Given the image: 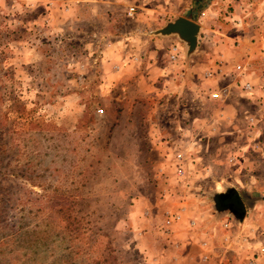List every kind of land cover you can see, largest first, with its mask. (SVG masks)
Segmentation results:
<instances>
[{"label": "rangeland", "instance_id": "obj_1", "mask_svg": "<svg viewBox=\"0 0 264 264\" xmlns=\"http://www.w3.org/2000/svg\"><path fill=\"white\" fill-rule=\"evenodd\" d=\"M51 3L0 0V264H155L135 236L143 230L159 250L163 224L177 213L164 218L158 199L165 145L150 121L174 132L172 118L184 120L204 104H191L189 92L146 94L131 80L104 91L97 56L60 27L66 23ZM228 9L216 23L233 34L227 17L235 6ZM247 14L249 31L258 18ZM255 27L264 37V22ZM210 141L199 150L182 147L187 190L178 192L217 203L215 190L223 187L215 179L231 168L215 165L224 152L215 150L218 138ZM206 159L215 179L197 181L202 174L193 171ZM252 168L239 171L245 182L231 183L248 205L264 197V166L260 175Z\"/></svg>", "mask_w": 264, "mask_h": 264}, {"label": "crops", "instance_id": "obj_2", "mask_svg": "<svg viewBox=\"0 0 264 264\" xmlns=\"http://www.w3.org/2000/svg\"><path fill=\"white\" fill-rule=\"evenodd\" d=\"M50 1L51 7L60 10L62 23H66L65 28L60 27L87 45L90 48L87 53L97 56L104 72L100 82L104 91H112L121 81L131 80L133 86L137 81L146 94L156 91L159 97L179 98L189 92L191 104L194 101L204 104L201 112L187 114L184 120L172 118L174 132L160 129L150 121V133L157 135L160 144L165 145L159 174L163 187L158 196L166 206L163 215L165 218L176 212L182 219L169 224L165 220L164 238L156 240L160 242L159 250L149 235L138 230L140 236H135L136 245L145 259L155 264H264L261 251L264 197L250 205L245 202V211L237 213L229 207H217L210 197H205L204 201V197L201 199L204 194H200L201 198L187 196L178 192L187 186L186 177H178L172 163L174 150H199L197 144L200 142L208 145L210 140L218 138L215 150L224 154L220 157L223 159H215V165L223 163L231 169L215 179L211 172L213 162L206 159L193 171L202 174L197 181L213 177L221 184L216 188L223 187L215 191H224L226 187H233L231 183L235 180L245 182L239 173L244 167H254L258 169L257 175L261 174L264 166V73L260 69L264 66V37L260 35V28L252 29L254 23L264 22V0ZM229 5L235 6V11L227 17L237 27L233 34L216 23L218 15L228 11ZM131 7H135L132 16L128 14ZM255 11L258 19H250V32L245 17ZM177 16H185L201 25L198 47L190 56H187L186 44L177 35L151 34ZM51 21L54 24L53 18ZM238 64L243 65V70L237 68ZM247 82L253 85L252 91L244 89ZM214 93L219 95L214 97ZM208 102L218 107L206 109ZM165 134H177V140H167ZM184 174H187L186 169ZM190 220L195 224L190 225Z\"/></svg>", "mask_w": 264, "mask_h": 264}, {"label": "water", "instance_id": "obj_3", "mask_svg": "<svg viewBox=\"0 0 264 264\" xmlns=\"http://www.w3.org/2000/svg\"><path fill=\"white\" fill-rule=\"evenodd\" d=\"M200 32L201 25L199 23L185 16H177L174 20L168 21L162 27L152 31L151 34L159 36L177 35L179 39L186 44L187 56H190L198 47ZM232 189V187H226L224 191H216L215 194L219 199H222L227 196Z\"/></svg>", "mask_w": 264, "mask_h": 264}, {"label": "built area", "instance_id": "obj_4", "mask_svg": "<svg viewBox=\"0 0 264 264\" xmlns=\"http://www.w3.org/2000/svg\"><path fill=\"white\" fill-rule=\"evenodd\" d=\"M135 12V7H131L130 11L128 12V14L130 16H132ZM237 23H241V20H236ZM175 56L172 55V58H174ZM237 68L239 70H243V65L242 64H238ZM244 89L247 91H252L253 89V85L249 82H247L246 84H244ZM262 91L264 93V85H262ZM219 94L218 93H214L213 96L217 97ZM232 160V158H231ZM185 162H186V156L185 153L182 150H174L172 152V163L175 167L176 170V175H178V177H183L185 176ZM182 219V215L177 213L172 215L171 218H168V223H171L173 220H181ZM195 221L194 220H190V225H194ZM261 251L264 253V245L261 246Z\"/></svg>", "mask_w": 264, "mask_h": 264}, {"label": "trees", "instance_id": "obj_5", "mask_svg": "<svg viewBox=\"0 0 264 264\" xmlns=\"http://www.w3.org/2000/svg\"><path fill=\"white\" fill-rule=\"evenodd\" d=\"M215 199L217 201V207H229L237 213H242L245 211L246 206L244 198L242 196V193L237 189L231 190L230 193L222 199H219L218 197H216Z\"/></svg>", "mask_w": 264, "mask_h": 264}]
</instances>
